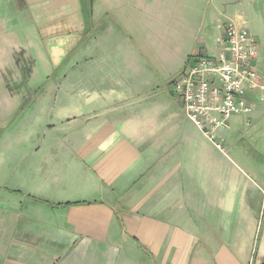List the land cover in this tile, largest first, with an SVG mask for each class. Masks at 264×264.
<instances>
[{
	"label": "crops",
	"instance_id": "0c3cea01",
	"mask_svg": "<svg viewBox=\"0 0 264 264\" xmlns=\"http://www.w3.org/2000/svg\"><path fill=\"white\" fill-rule=\"evenodd\" d=\"M211 4L0 0V87L21 78L30 97L12 135L0 123L1 148L45 136L0 180L12 192L0 194V264H264V163L216 148L170 88L217 50L202 35ZM230 12L216 37L228 20L245 25ZM36 72L39 87L22 75ZM10 95L0 120L18 109ZM250 112L230 118L223 143H260L264 103Z\"/></svg>",
	"mask_w": 264,
	"mask_h": 264
},
{
	"label": "built area",
	"instance_id": "2783aa9c",
	"mask_svg": "<svg viewBox=\"0 0 264 264\" xmlns=\"http://www.w3.org/2000/svg\"><path fill=\"white\" fill-rule=\"evenodd\" d=\"M217 50L195 55L170 84L185 116L216 148L233 115L264 103V78L254 66L257 44L244 24L228 20L216 37Z\"/></svg>",
	"mask_w": 264,
	"mask_h": 264
},
{
	"label": "rangeland",
	"instance_id": "374dc122",
	"mask_svg": "<svg viewBox=\"0 0 264 264\" xmlns=\"http://www.w3.org/2000/svg\"><path fill=\"white\" fill-rule=\"evenodd\" d=\"M222 1H225V3L230 2L231 4H222ZM229 10H231L230 13L232 14L235 13L241 15L243 20L245 21V26L250 31V33L254 35L258 46V58L256 61L254 60L253 64L255 67H257L256 69L259 70L260 74L264 76V0H212L211 8L209 10L205 8V15L211 17V24L202 33V35H204L205 42L209 45L208 47H211L213 45L215 46V41L213 40H215L217 31L223 22L221 20H224V15L227 14V11ZM62 69L63 68H58L56 72L50 73L51 81L57 82L58 80H60V76L63 72ZM12 74L9 73L10 76ZM22 75H24V77L29 80L30 85L33 86V83H35L37 87H39V85L41 86L43 84V81H40V79L44 78L43 80H45L47 74L45 73V77L42 76L41 72H38L35 76L32 75L31 77L27 73H23ZM25 87H27L26 83H22L21 78L17 83H14L13 86L11 85L8 87H0V116H5V112H9L10 110V106L7 107L6 105V100L11 99L10 91H13L18 97L20 95L22 97L19 100L18 109L13 114L7 115L6 118H2V120H0V123L3 124L4 130L7 131V134L12 135V128L16 126L19 121H21V118H18L19 112L27 106L26 102L30 97L27 96L28 91ZM37 87L35 90L41 91L42 88ZM45 96L48 97V95ZM244 114L245 115L236 117L233 120L231 119L230 122L234 123L235 120V123H237L240 118L246 117L249 113ZM258 127H264V120L258 125ZM247 128L249 129V126H245L244 128L243 126H240L239 129L240 131H242L241 134H243V129L245 130ZM35 130L37 131L38 129ZM39 133L35 136L29 137V141H27V138L20 141H17L14 138H9L4 141L3 148H1L2 145L0 142V180L4 181L5 178H12L13 175H15V167L13 166L14 162H16V164H20L22 160H27V158L23 159V157L26 156V153L23 151L22 147L26 148L29 145L37 146L38 143L40 144L41 142H44L45 136L41 133V131ZM220 133L222 134V131ZM227 133L228 132L223 130L224 135H226ZM248 139H250V137H242L241 135H239V142L237 145H234L236 147L234 148L232 146L234 142L229 141L230 138H228V136H225V140L227 141L223 143V146L227 150L226 152L229 157L233 160L236 159V153L238 154L239 150L242 148L245 149L244 151L246 152V155L253 157L255 156V158H253L254 160H258L260 163H264V153L263 156H261L258 152H255V146H258L259 149L264 152V131L263 136L259 139V144ZM226 146H228V148ZM8 181L9 179L5 183H8ZM0 183L2 182L0 181ZM6 186L10 187L9 183L6 184ZM0 194H3L2 196H5L6 194L12 195V192L3 189V192L0 191Z\"/></svg>",
	"mask_w": 264,
	"mask_h": 264
},
{
	"label": "trees",
	"instance_id": "16d2710c",
	"mask_svg": "<svg viewBox=\"0 0 264 264\" xmlns=\"http://www.w3.org/2000/svg\"><path fill=\"white\" fill-rule=\"evenodd\" d=\"M87 17H88V19L90 17V10L89 9H88V12H87Z\"/></svg>",
	"mask_w": 264,
	"mask_h": 264
}]
</instances>
